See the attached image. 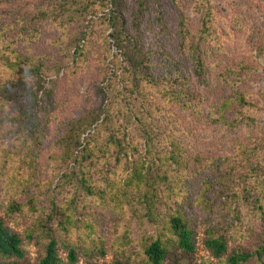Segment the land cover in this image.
Listing matches in <instances>:
<instances>
[{"label":"rangeland","instance_id":"374dc122","mask_svg":"<svg viewBox=\"0 0 264 264\" xmlns=\"http://www.w3.org/2000/svg\"><path fill=\"white\" fill-rule=\"evenodd\" d=\"M62 1L65 0H0V32L7 33L14 23L16 28L27 22L34 40L32 43L20 40L16 48L31 49L30 55L55 58L62 67L66 66L58 75H51L45 81L59 123L78 119L86 108L94 105L97 88L103 86L102 83L114 87L119 85L121 74L126 73V79L129 77V62L122 58L117 44L130 38L144 40L147 51L149 47L155 53L160 50L158 46L165 48L183 65L184 77H189L184 86L173 85L177 89L191 90V107L188 109H183L170 96L162 98L160 90L151 91L157 97L155 103L170 114L165 125L160 122L161 134L164 131L166 137L173 134L185 158L191 161L189 170L182 172V176L184 188L186 182V187L190 188L191 203L186 210L194 230L196 250L187 255L175 246L165 264H229V257L234 252H253L262 247L264 0H210L214 16L210 36L202 46L206 60L199 72L191 58L189 42L197 43L200 38L202 14H197L195 9L202 0H66L65 8H70L68 13L60 6ZM83 4H89L91 11H85ZM42 10L51 14L53 23L50 16L39 19ZM69 16L73 21L69 29L71 36L67 39L69 46L62 47L57 44L65 34L62 24L70 25ZM183 18H186V28L195 37L185 44L179 33ZM121 23L125 28L115 29ZM136 23L139 24L138 31ZM78 39L82 40L86 61L79 56L73 58ZM155 41L158 46L149 45H154ZM126 46L127 50L132 48L129 43ZM232 68L235 74L231 72ZM114 72L118 73L117 79L110 83L109 75ZM159 73L157 70L156 74ZM237 94L246 95L248 103H232L231 110L221 111L223 102ZM222 113L231 125L221 119ZM54 130L55 127L49 129L51 134L41 146L35 181L16 155L19 149L16 145L15 166L5 168L4 162L0 164V218L23 239L25 257L19 260L21 264H38L45 241L38 235L32 240L27 238L38 214L24 212L9 217L5 197H15L23 205L34 198L40 206L46 207H50L54 199L65 208L74 194L71 184L61 191L55 189L59 179L51 182L52 175L63 168L61 147L49 149L51 144L48 142L56 135ZM164 147L167 146L164 144ZM110 168L116 170L114 161ZM93 174L96 180L100 179L95 171ZM14 175L15 183H11ZM42 180H49L48 189H41ZM100 187L105 188L104 185ZM16 190H19L18 194ZM133 201L134 207L126 205L122 211L97 197L82 200L87 207L74 212L72 232L65 235L66 241L59 245L62 264H70L68 248L71 245L68 243L72 242L78 247L76 264H115L117 261L147 264L144 243L155 228L144 220L142 204ZM211 230L223 235L228 242V252L220 258L205 246ZM169 238L174 240L170 235ZM96 245L103 246L105 255L93 251Z\"/></svg>","mask_w":264,"mask_h":264},{"label":"trees","instance_id":"16d2710c","mask_svg":"<svg viewBox=\"0 0 264 264\" xmlns=\"http://www.w3.org/2000/svg\"><path fill=\"white\" fill-rule=\"evenodd\" d=\"M67 4L65 0L60 6L68 13L70 8H65ZM83 7L85 11L92 9L89 4H83ZM195 10L197 14H202L201 34L197 43L189 42V49L199 72L206 60L202 46L210 36L214 12L210 0H202ZM48 16L51 21V14L42 10L39 19H48ZM68 19L70 25L62 24L65 34L57 44L62 47L69 46L67 39L71 36L69 29L73 21L70 16ZM117 28L123 30L125 26L121 23L115 26ZM135 29L139 30L138 23ZM179 33L184 44L195 39L186 28V18L181 20ZM73 38L75 40L76 36ZM20 40L29 43L34 40L33 34L27 29V22L16 28L14 23L7 33L0 32V164L4 162L5 168L15 166L16 145L19 148L16 155L31 172L32 181H35L34 173L38 168L41 146L51 134L49 129L55 127L56 135L51 136L53 141L48 142L51 144L49 149L61 147L63 168L52 175L51 182L59 179L56 190L63 191L69 184L74 190L65 208L60 207L54 199L50 207H46L40 206L34 198L23 205L15 197H5L9 217L24 212L27 215L38 214L32 230L27 234L29 240L38 235L45 241L44 253L38 264H62L60 242L66 241L64 236L72 232L74 212L87 207V203L81 201L92 197L109 202L122 211L126 205L134 207L133 199L142 204L144 220L155 228L144 243L143 254L147 264H165L175 246L184 254L194 253L195 235L186 210L191 203L190 188L188 185L186 187L187 182L184 188L182 176V172L189 170L191 161L185 158L173 134L167 137L165 131L161 134L158 128L160 122L165 125L170 114L166 108L155 103L157 97L151 92L160 90L162 98L170 96L183 109L190 108L191 90L176 88L184 86L185 81L189 80V77L183 75V65L165 48L158 46L156 41L154 45L149 43L150 46H158L160 50L156 53L150 47L149 51L145 50L146 42L139 37L117 44L122 58L129 62V77L126 79V73L121 74L119 85L114 87L102 83L103 86L97 88L94 105L86 108L78 119L63 124L57 120L56 109L45 81L51 75H58L66 66L62 67L61 62L55 58L30 55L31 49L16 48ZM81 41L76 40L73 58L79 56L83 59L86 54L81 48ZM127 43L132 46L130 50H127ZM83 60L86 61V58ZM157 70L159 74H156ZM231 72L236 73L233 68ZM117 74L110 73L108 82L117 79ZM232 103H248L246 95L237 94L225 100L220 110H231ZM221 119L231 125L224 113ZM55 121L57 124H54ZM112 161L116 164V170L110 168ZM93 171L100 177L99 180L94 178ZM10 182L15 183V175ZM42 182L41 189L50 187L44 180ZM102 185L104 189L100 187ZM19 190H16V194ZM68 244L71 245L68 248L69 262L76 264L78 247L73 242ZM22 246L21 236L8 228L0 218V264H21L19 260L25 257ZM205 246L217 258L228 252L227 240L214 230L209 231ZM93 251L105 255L103 246L96 245ZM228 262L264 264V245L253 252H234ZM115 264L129 263L117 261Z\"/></svg>","mask_w":264,"mask_h":264}]
</instances>
